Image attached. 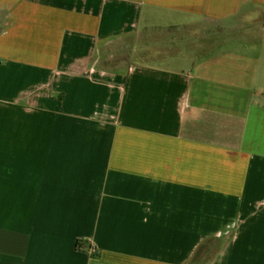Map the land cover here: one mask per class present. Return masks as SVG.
<instances>
[{
	"label": "crops",
	"instance_id": "0c3cea01",
	"mask_svg": "<svg viewBox=\"0 0 264 264\" xmlns=\"http://www.w3.org/2000/svg\"><path fill=\"white\" fill-rule=\"evenodd\" d=\"M147 29L192 47L104 65ZM208 241L205 264H264V0H0V264Z\"/></svg>",
	"mask_w": 264,
	"mask_h": 264
},
{
	"label": "rangeland",
	"instance_id": "374dc122",
	"mask_svg": "<svg viewBox=\"0 0 264 264\" xmlns=\"http://www.w3.org/2000/svg\"><path fill=\"white\" fill-rule=\"evenodd\" d=\"M192 32L194 33V30ZM185 36L186 35L182 36L181 39L186 38ZM193 36L194 35H192V37ZM176 39L180 40V38ZM192 43L193 41L191 40L185 48L181 46L184 43H178L176 46L171 47L166 45V38L162 31L158 29H147L137 37L109 43L103 50L105 55V57H103L104 65L110 69H115L120 64L163 62L166 57L182 56V54H184L182 50L190 49ZM219 246V243L214 241L205 244L201 247V254L199 253L198 255L197 252L196 256L190 258L185 264H205V262L214 255V252L218 250Z\"/></svg>",
	"mask_w": 264,
	"mask_h": 264
},
{
	"label": "trees",
	"instance_id": "16d2710c",
	"mask_svg": "<svg viewBox=\"0 0 264 264\" xmlns=\"http://www.w3.org/2000/svg\"><path fill=\"white\" fill-rule=\"evenodd\" d=\"M210 242H211V241H208V242H206V243L200 245V246L198 247V249L194 252V254L192 255V257L194 258V257L196 256L197 252H198V255H199V253L201 254V250H202L201 247L204 246V245L207 244V243H210ZM214 242H217V241H214ZM217 243H218V242H217ZM218 249H219V248H218ZM217 251H218V250H217ZM217 251H216V252H217ZM216 252H214V254H215ZM192 257H191V258H192Z\"/></svg>",
	"mask_w": 264,
	"mask_h": 264
}]
</instances>
